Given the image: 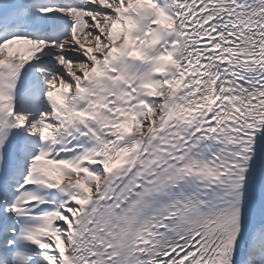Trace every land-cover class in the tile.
I'll return each instance as SVG.
<instances>
[{"label":"snow or ice","instance_id":"snow-or-ice-1","mask_svg":"<svg viewBox=\"0 0 264 264\" xmlns=\"http://www.w3.org/2000/svg\"><path fill=\"white\" fill-rule=\"evenodd\" d=\"M0 264H264V0H0Z\"/></svg>","mask_w":264,"mask_h":264}]
</instances>
